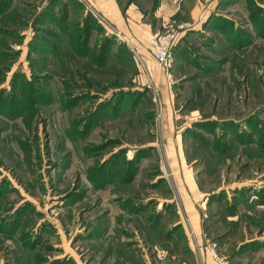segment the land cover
<instances>
[{"label":"rangeland","instance_id":"obj_1","mask_svg":"<svg viewBox=\"0 0 264 264\" xmlns=\"http://www.w3.org/2000/svg\"><path fill=\"white\" fill-rule=\"evenodd\" d=\"M139 2L148 13L155 6ZM219 2L220 55L201 59L212 71L190 69L176 81L172 60L173 133L188 127L182 142L204 191L207 244L222 259H256L264 250V0ZM49 5L0 3V245L28 249L29 264H139L151 237L141 232L168 226L179 196L164 103L160 92L152 101L124 42L107 31L104 48L96 37L86 42L82 26ZM178 23L166 18L156 33L176 38Z\"/></svg>","mask_w":264,"mask_h":264},{"label":"crops","instance_id":"obj_2","mask_svg":"<svg viewBox=\"0 0 264 264\" xmlns=\"http://www.w3.org/2000/svg\"><path fill=\"white\" fill-rule=\"evenodd\" d=\"M219 1L155 0V6H151L149 10L151 13H148V10L144 11L139 0H57L55 4L59 15L63 16V21L65 20L64 16H68L70 25L76 21L79 23L78 27L82 26L86 42L96 37L97 42L102 43L103 37L108 36L106 31L109 32V29L105 30V27L112 26L120 30L135 44L145 58V68L137 60L135 62V58H133L136 69L141 73L139 74L137 71V75L139 77L142 75V80H144L143 74H147L146 85L151 91L152 87L159 85V92L165 107V133L170 138L169 146L165 149L176 176L175 183L177 189L179 188V196L173 207L175 211L168 213L170 217H168V226L153 227L141 232V234L147 233L151 237L148 244L142 242L141 250H137L136 260L139 264H264V250L260 251L263 255L262 258L248 259L245 258L246 254L234 253L228 258H223V263L211 255L204 230V219L207 215L205 196L202 197L204 191L199 187L196 178L190 176L186 166L189 163L187 157L189 147L186 148L187 143L182 142V138L189 135L188 127L174 135L172 112L175 111L178 101H176L172 90L171 70L165 72L163 69H159L152 57L151 36L159 30L161 26L159 23L161 21L163 23L166 18L170 17L182 25L172 45L174 50L172 71L175 76L177 75L176 81L186 79V74L190 69L202 72L206 68L205 74H209L212 68L205 66L202 61L208 55H220V51L217 52L213 49L216 44L214 34L218 28L216 18L224 16L220 12L222 5ZM88 9L92 10V13ZM93 11L97 16L93 14ZM87 12L95 21V30L91 29L89 17L86 19ZM115 40L113 42H119L116 38ZM205 50H210L211 53L206 54ZM194 77L196 76L193 75L190 79ZM177 88L181 90L180 85ZM240 124L241 121L238 122V125ZM3 246H7L8 249L4 252L0 245V264H29L28 249H24L23 252L19 246H16L19 250L16 253L13 252L14 248L8 246L7 243ZM193 250L198 251V254H195ZM111 258L112 260L115 258L114 254Z\"/></svg>","mask_w":264,"mask_h":264},{"label":"built area","instance_id":"obj_3","mask_svg":"<svg viewBox=\"0 0 264 264\" xmlns=\"http://www.w3.org/2000/svg\"><path fill=\"white\" fill-rule=\"evenodd\" d=\"M89 5V4H88ZM90 6V5H89ZM93 14L95 16L96 12L93 11ZM109 32L113 33V35L116 37L118 41H122L125 43L127 48L133 53V56L136 60L140 63L141 66L145 68V58L142 56L138 48L135 46L134 43H132L127 37H125L120 30H118L115 27L109 26L107 27ZM175 39V32L174 31H166V33H155L151 36L150 43L152 46V52H153V60L158 68L163 69L165 72H169V69L171 67V63L173 60V52H172V45ZM168 76L169 73H168ZM171 79V78H170ZM152 101L156 104H159V89L154 86L152 87ZM157 117H160L158 114ZM209 251L213 258L218 260L220 263H223L221 256L219 255L217 251V245L216 243L210 242L208 244ZM195 254H198V251L193 250ZM198 256V255H197Z\"/></svg>","mask_w":264,"mask_h":264},{"label":"trees","instance_id":"obj_4","mask_svg":"<svg viewBox=\"0 0 264 264\" xmlns=\"http://www.w3.org/2000/svg\"><path fill=\"white\" fill-rule=\"evenodd\" d=\"M50 1V5H49V7L51 8L53 5H55L56 4V1L57 0H49ZM0 3H4V0H0ZM108 38H107V36L104 38V40H103V42H104V44H103V42H102V47L104 48L105 47V43L108 41L107 40Z\"/></svg>","mask_w":264,"mask_h":264}]
</instances>
